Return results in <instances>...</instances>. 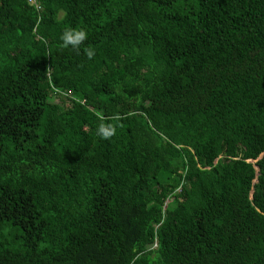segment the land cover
<instances>
[{"label": "trees", "instance_id": "obj_1", "mask_svg": "<svg viewBox=\"0 0 264 264\" xmlns=\"http://www.w3.org/2000/svg\"><path fill=\"white\" fill-rule=\"evenodd\" d=\"M35 2L0 0V264H264V0Z\"/></svg>", "mask_w": 264, "mask_h": 264}, {"label": "clouds", "instance_id": "obj_2", "mask_svg": "<svg viewBox=\"0 0 264 264\" xmlns=\"http://www.w3.org/2000/svg\"><path fill=\"white\" fill-rule=\"evenodd\" d=\"M87 36L88 33L83 27L69 26L61 32L59 39L63 47L79 50ZM83 52L88 59H92L95 55V50L89 47H85ZM96 133L102 139H110L116 134V127L112 124L101 123L97 126Z\"/></svg>", "mask_w": 264, "mask_h": 264}, {"label": "built area", "instance_id": "obj_3", "mask_svg": "<svg viewBox=\"0 0 264 264\" xmlns=\"http://www.w3.org/2000/svg\"><path fill=\"white\" fill-rule=\"evenodd\" d=\"M30 3L35 4V0H29ZM36 8H39V6L36 4Z\"/></svg>", "mask_w": 264, "mask_h": 264}]
</instances>
